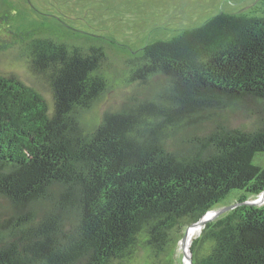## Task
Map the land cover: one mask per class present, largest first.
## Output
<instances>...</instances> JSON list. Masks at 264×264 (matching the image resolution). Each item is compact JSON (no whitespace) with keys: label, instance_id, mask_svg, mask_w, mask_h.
I'll return each instance as SVG.
<instances>
[{"label":"trees","instance_id":"1","mask_svg":"<svg viewBox=\"0 0 264 264\" xmlns=\"http://www.w3.org/2000/svg\"><path fill=\"white\" fill-rule=\"evenodd\" d=\"M19 51L52 100L0 73V264H164L207 210L264 190V14L219 12L146 44L124 60L140 95L87 131L77 117L106 87L104 48L33 36ZM238 110L249 127L230 125ZM190 251L264 264V202L207 222Z\"/></svg>","mask_w":264,"mask_h":264},{"label":"rangeland","instance_id":"2","mask_svg":"<svg viewBox=\"0 0 264 264\" xmlns=\"http://www.w3.org/2000/svg\"><path fill=\"white\" fill-rule=\"evenodd\" d=\"M219 12L262 16L264 0H0V73L15 75L51 103L50 92L27 71L19 43L44 36L82 48L101 45L107 56L101 63L106 87L77 117L83 130H91L105 112L140 92L129 80L124 60L139 55L146 44L170 40ZM251 121L249 113L239 110L229 116L231 126L249 127ZM253 163L264 167V154L255 155ZM237 196L230 193L218 206L234 203ZM139 254L135 264H147ZM164 264H182L179 242L167 249Z\"/></svg>","mask_w":264,"mask_h":264},{"label":"water","instance_id":"3","mask_svg":"<svg viewBox=\"0 0 264 264\" xmlns=\"http://www.w3.org/2000/svg\"><path fill=\"white\" fill-rule=\"evenodd\" d=\"M263 192H264V190L259 195H257L255 198H252V199H247V200H244V201H237V202H234V203H232V204H230L228 206L218 207V208H214V209H209L196 222L188 225L186 227V229H188L189 227H192L193 225H197L199 227V229H200L207 222L214 220L219 215H221V214L233 209L234 207H236L238 205H243V204L258 205V204H261L264 201V199H261V196H262ZM186 229H185V231H186ZM185 231H184L182 237L179 240V246H180V251H181V256H182V264H185V262H187L188 264H193L192 263V257H191L190 249H189V257H188V259H185V257H184Z\"/></svg>","mask_w":264,"mask_h":264},{"label":"bare ground","instance_id":"4","mask_svg":"<svg viewBox=\"0 0 264 264\" xmlns=\"http://www.w3.org/2000/svg\"><path fill=\"white\" fill-rule=\"evenodd\" d=\"M261 199H264V194L261 196ZM199 227L197 225H193L192 227H189L185 231V237H184V257L185 259H188L189 257V249H190V244L194 236L198 233ZM185 264H188L185 262Z\"/></svg>","mask_w":264,"mask_h":264},{"label":"snow or ice","instance_id":"5","mask_svg":"<svg viewBox=\"0 0 264 264\" xmlns=\"http://www.w3.org/2000/svg\"><path fill=\"white\" fill-rule=\"evenodd\" d=\"M215 215V214H214Z\"/></svg>","mask_w":264,"mask_h":264}]
</instances>
